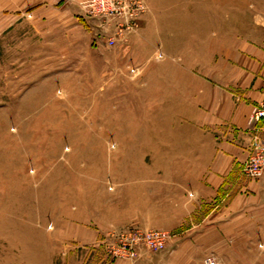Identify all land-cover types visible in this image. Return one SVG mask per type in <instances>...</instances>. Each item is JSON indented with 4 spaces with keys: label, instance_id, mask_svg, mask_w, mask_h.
<instances>
[{
    "label": "rangeland",
    "instance_id": "obj_1",
    "mask_svg": "<svg viewBox=\"0 0 264 264\" xmlns=\"http://www.w3.org/2000/svg\"><path fill=\"white\" fill-rule=\"evenodd\" d=\"M87 1L55 0L0 26V264H224L207 248L204 213L175 227L162 202V163L175 156L162 154V71L206 67L214 17L225 12L237 30L264 0H127L142 6L132 21L122 9L88 13ZM256 126L250 141L264 140ZM235 176L260 182L230 194L250 196L249 224L262 233L229 259L264 264V170ZM87 217L97 230L88 244L77 240ZM134 230L170 238L161 251L115 256Z\"/></svg>",
    "mask_w": 264,
    "mask_h": 264
},
{
    "label": "crops",
    "instance_id": "obj_2",
    "mask_svg": "<svg viewBox=\"0 0 264 264\" xmlns=\"http://www.w3.org/2000/svg\"><path fill=\"white\" fill-rule=\"evenodd\" d=\"M54 4L0 0V26L27 13L39 17ZM224 13L211 23L206 67L162 71V154L175 155L162 163V202L174 205L175 227L204 213L206 232L213 236L207 248L221 250L224 264H231L227 251L245 250L246 235L252 233L253 242L262 233L260 226L249 224L250 196L230 193L234 187L255 192L260 186L241 183L235 173L247 156V118L264 98V14L235 30ZM85 220L77 240L88 244L97 239V230L89 227L94 226L90 217Z\"/></svg>",
    "mask_w": 264,
    "mask_h": 264
},
{
    "label": "built area",
    "instance_id": "obj_3",
    "mask_svg": "<svg viewBox=\"0 0 264 264\" xmlns=\"http://www.w3.org/2000/svg\"><path fill=\"white\" fill-rule=\"evenodd\" d=\"M139 3H129L127 0H89L85 5L88 13L96 11L101 17H109L117 15L119 10L122 9L128 14L130 21L134 19L136 10H141ZM108 44H114V38H109ZM261 124L264 126V100L252 108L251 114L247 120L248 133H258L259 129L256 125ZM247 152V159L239 167L240 173L252 180L260 178L264 170V140L260 139L257 135L251 136V141L245 147ZM122 245L120 248L112 249L115 256H125L132 260L137 256V246H143L149 251L164 250L168 238V233L155 231V232H139L137 230L129 231L126 235H122ZM205 264H214L212 259H206Z\"/></svg>",
    "mask_w": 264,
    "mask_h": 264
}]
</instances>
